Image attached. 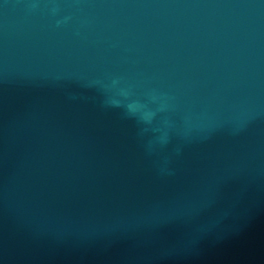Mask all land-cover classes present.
Listing matches in <instances>:
<instances>
[{"label": "water", "instance_id": "1", "mask_svg": "<svg viewBox=\"0 0 264 264\" xmlns=\"http://www.w3.org/2000/svg\"><path fill=\"white\" fill-rule=\"evenodd\" d=\"M0 264H264V0H0Z\"/></svg>", "mask_w": 264, "mask_h": 264}]
</instances>
